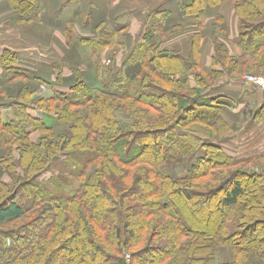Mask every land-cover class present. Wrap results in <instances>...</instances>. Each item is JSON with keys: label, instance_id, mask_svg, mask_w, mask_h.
Masks as SVG:
<instances>
[{"label": "trees", "instance_id": "obj_1", "mask_svg": "<svg viewBox=\"0 0 264 264\" xmlns=\"http://www.w3.org/2000/svg\"><path fill=\"white\" fill-rule=\"evenodd\" d=\"M36 2H17L26 20ZM235 2L245 59L216 44L196 87V58L149 44L133 74L78 78L34 118L24 90L15 117L0 115V264H264V197H247L264 196V155L222 148L238 127L205 93L226 75L264 76V0Z\"/></svg>", "mask_w": 264, "mask_h": 264}, {"label": "crops", "instance_id": "obj_2", "mask_svg": "<svg viewBox=\"0 0 264 264\" xmlns=\"http://www.w3.org/2000/svg\"><path fill=\"white\" fill-rule=\"evenodd\" d=\"M212 1L37 0L35 18L26 20V9H19L17 2L0 0V115L5 120L15 117L14 105L24 90L31 93L27 113L34 118L35 102L68 92L78 78L100 87L99 74L105 71L133 74L138 68L131 62L149 44L184 56L176 47L187 43L186 56L193 49L195 55L188 58H196L198 68L187 67L186 72L196 87L195 73L215 69L216 44L236 61L245 59L235 0ZM148 33L154 36L149 41ZM6 54L15 58L9 63L16 76L4 63ZM207 88L209 98L224 103L226 122L238 127L222 148L233 156L243 157L247 151L264 155V125L260 128L244 116L248 104L255 103L247 84L226 75Z\"/></svg>", "mask_w": 264, "mask_h": 264}, {"label": "rangeland", "instance_id": "obj_3", "mask_svg": "<svg viewBox=\"0 0 264 264\" xmlns=\"http://www.w3.org/2000/svg\"><path fill=\"white\" fill-rule=\"evenodd\" d=\"M179 51H181V53H183V55L184 56H180V55H178V54H176V55H178V56H180L181 58H183V60L185 59V58H187V59H185L186 61V64H188L187 62H188V60H195L194 59V57H193V59L191 58V59H189L188 57H191L190 55H192V54H194L195 55V52H194V50L192 49V51L190 52V54L189 55H187L186 56V54L188 53L187 51H188V49H187V43H184V44H180V45H178V47H176ZM193 56V55H192ZM197 60V59H196ZM231 65V64H230ZM215 68V67H214ZM248 75H250V76H253V77H258V78H263L264 79V76H260V75H251V74H242V75H239L238 76V80H242V81H244V83H246L247 84V88L252 92V94H253V102H255V103H253L252 105H250V104H248V106L245 108V112H244V116H247V113H250V114H253V113H259V117H263V115L262 114H264V93L256 86V85H253V84H250V83H248V82H246L245 80H244V77H246V76H248ZM224 79V78H223ZM222 78H220V79H218L217 81H215L214 83V85H216V84H218L220 81H222L223 80ZM174 89V88H173ZM234 103V102H233ZM224 105V104H223ZM223 105H221V106H223ZM234 105L236 106V104L234 103ZM221 106L219 107V108H221ZM231 106H233L232 104H231ZM201 111V110H200ZM262 115V116H261ZM251 120V119H250ZM250 120H248V121H250ZM260 128L264 125V119H262V118H260V119H258L257 120V123H256ZM232 133H230V135H231ZM261 136H262V138L264 139V131H262L261 132ZM256 153V151H247L245 154H244V156L243 157H241V158H245V159H248V158H250V157H253V154H255ZM232 155V154H231ZM236 157V156H235ZM237 157H239V156H237ZM177 172L178 173H180V174H185V172H184V170L182 169V168H180V167H178V169H177ZM48 177H49V175H47ZM5 180L6 181H11L10 180V178L8 177V176H6L5 177ZM255 194H257V196L259 197V198H262V197H264L263 195H261L260 193H258V192H254L253 190H252V188H250L249 187V191H248V194H247V197L248 198H250V199H252L254 196H255ZM215 210V209H214ZM208 214V213H207ZM207 214H206V216H207ZM21 224H23L22 222H20V224L18 223L17 225H15V226H10V229L11 228H17V227H19Z\"/></svg>", "mask_w": 264, "mask_h": 264}, {"label": "built area", "instance_id": "obj_4", "mask_svg": "<svg viewBox=\"0 0 264 264\" xmlns=\"http://www.w3.org/2000/svg\"><path fill=\"white\" fill-rule=\"evenodd\" d=\"M244 80L250 84L256 85L263 93H264V79L253 77V76H246L244 77Z\"/></svg>", "mask_w": 264, "mask_h": 264}]
</instances>
